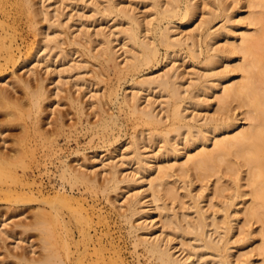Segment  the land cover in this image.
Masks as SVG:
<instances>
[{"label": "bare ground", "instance_id": "bare-ground-1", "mask_svg": "<svg viewBox=\"0 0 264 264\" xmlns=\"http://www.w3.org/2000/svg\"><path fill=\"white\" fill-rule=\"evenodd\" d=\"M47 1H49V4H46ZM65 1L67 0H14V4L18 12L27 15L30 19V25L35 31L40 32V27L37 26L38 18L47 20L51 26L55 23L58 26H63V21L58 13L55 14L57 22L52 21L54 16L51 15L50 7L53 6L52 2L57 4L54 9L58 12L59 5ZM103 1L106 3H104V6H102ZM103 1H101V6L104 7V10L101 8V11H106L105 13L108 12L110 15L115 14H111L112 12H118L119 17L121 16L127 20L128 25L121 26L117 32L120 36L122 35L123 45H128V42L132 45L131 49H128L129 54L125 62L127 67L123 68L118 60L119 56L113 38L106 33L100 35L99 44L101 48L97 55L100 56L101 60L104 58L107 64L114 68L113 70L117 69V71L123 72L125 68L126 70L130 68L132 71H138L146 64L150 65L157 62L159 44H163L166 49H169L167 58L173 55L176 46H189L195 53L199 47L195 48L197 42L200 43L204 40L205 44L210 46L206 47L208 52L206 50L207 55L203 61V66L201 63L200 70L195 78L190 79L189 85L184 86L181 82L182 74L178 66L173 64L167 67L166 65L167 68H162V71L159 70L156 74L139 78L135 83L138 90L134 91L132 95L127 94L123 101L134 108L135 113L140 115L146 125L151 126L148 129L150 135L147 134L150 140L153 142L152 138L156 139L158 137L159 141L162 140L161 143L164 142L161 147L163 149L160 152L146 154L140 146V136L146 134L147 128L143 129L144 131L142 130L139 133L140 135L134 134L136 137L133 139L136 141L132 142V159L137 163L134 173L136 176H125V179L121 180L118 177L120 173L117 162L110 164V170L107 173L109 174L107 178L109 183H107L109 185L111 183V188L114 190L119 188V184L123 181L133 185L144 183V185L137 188L138 190L129 193L120 206L121 208L125 207L124 219H126V223H129L130 233L135 236V247H143L149 264H251L254 254L248 255V251H244V253L240 251L236 262L233 261L232 257L235 255V248L238 251L244 250L246 244H253V240L254 243L256 242L254 230L251 229L256 222L260 224L258 232L260 243L254 250L257 251L261 257L259 259L262 260L261 263L258 260L256 264H264V0H244L245 2H242L243 0H210L208 3L210 5L207 7L209 9L203 11L204 15L201 12L202 10L200 11L202 14L200 21L187 32H176L177 27L173 23V19L177 17L176 20H180L179 24H188L198 14V0H150L154 8L153 11H155L153 12L155 17L148 20L152 27L149 26L147 29L151 32L155 29L158 41L154 38L155 35L154 39L151 37L152 41H149L148 38L150 37L145 38V35L143 36L141 31L142 22L136 12H132L133 9L131 10L128 7L129 5H122L121 2L113 0ZM8 2L9 0H0V9L5 14L8 13ZM246 8L250 9L249 14L236 20L235 13L245 11ZM216 19H220L222 24L212 30ZM165 20L169 23L163 25L165 26L163 27L162 24ZM155 21L158 25H155ZM8 26L6 20L0 15V28L3 30V32H0V48L2 47L7 51L6 61L4 64L2 61L0 69H3L5 64L7 66L8 62H11V65L14 64V67L17 66L16 63L20 60L18 58H21V56L17 58V55L14 54L15 49L13 50V48H16V46H13L10 42L7 46L6 38H8L9 32L6 29ZM235 28L239 33L236 32ZM46 34H43L45 36H43L44 40L42 41L45 47L49 44L54 47V44L59 43L57 42L59 34L53 37H51L52 35L49 36L48 33ZM85 35L87 42L92 44V35L90 33ZM220 37H223L225 42L218 44L216 39ZM12 38L10 41L13 40ZM17 47L18 50L16 51H19L20 47ZM31 47L24 66L32 64L36 58L35 55H38L43 48V46H38L39 48L36 49L33 56L35 47ZM171 48H173V53H171ZM199 50L200 48H198ZM200 51L202 53V50ZM237 59H240V61L232 65V61ZM223 63H226L224 68L220 66ZM36 64L34 63L33 67L29 69L31 77L35 75ZM238 72L241 74L240 79H236ZM15 73L17 74V72ZM31 77L28 78L31 79ZM29 79L17 78V82L22 83L26 89L27 104L14 101L12 94L4 86L0 87V99L10 107L14 105L15 110L19 112V116L23 119L33 115L37 117V120L34 118L36 120V124H34L37 126L41 122L40 115L44 112V101L49 98V93L42 81L34 87ZM154 88L157 90L156 93L164 98L158 102L157 98L150 97L146 99L147 103L142 105V91ZM92 97L99 101L101 111L105 112L102 103L104 100L103 95L94 94ZM156 103L162 104L161 111L164 110L165 115H160ZM213 104L216 105V108L214 112H211L209 107ZM190 105L193 107H191L192 110ZM103 115L104 127L116 123L117 117H119V115ZM109 121L113 122L110 123ZM164 125L166 127L162 129ZM35 128L37 129V127ZM39 128L40 125L38 130ZM159 130L161 131L159 132ZM173 132L176 133V135L174 133L175 136L171 135ZM11 152L3 149L0 145V193L5 194L4 197L7 196V199L9 196L13 199L12 192H17L14 188L15 183L24 180L18 175V167L24 165L23 160H21L24 150L23 148H16L14 153ZM104 165L106 166V164ZM73 167L66 160L62 161L60 178L64 182L73 184V187L79 182L92 185L98 183V177L91 175L94 170L89 172L80 170L81 168L75 169L76 166ZM182 176L187 177V181ZM199 180L202 182V186L197 193H194V187L192 186ZM210 183H214L215 194L226 196H221L224 199L218 200L217 203L212 201L214 197L210 199L212 206L215 207L211 213L209 208L207 209L203 205L204 198L207 196L205 192L212 188ZM64 186H61L63 190L66 188ZM63 190L61 193L58 191L57 202L55 201L52 204L56 212H59L61 206L69 205L73 198L72 195L70 196L66 192L63 193ZM180 190L186 191V195L189 194V197L191 196L190 200H192L190 206L183 205L181 211L176 210L177 207H173V204H171L172 206L169 205L167 201L169 198L166 200V197L176 200L180 196H184L185 193H180ZM65 191L67 190L65 189ZM16 199L20 200V197L16 198L15 195ZM117 206L116 204L115 207ZM74 212L73 210L70 215ZM154 212H158L159 221H156L153 215ZM51 215L53 218L56 216V221L61 218L57 217L56 213ZM72 217H74V214ZM242 219H244V222L240 225ZM62 220L65 219L62 218ZM76 220L79 221V218H76ZM86 220L84 223L87 222ZM50 222L46 213H39L38 220L34 225L43 235L45 243V246L44 244L43 246L46 247L47 253L45 251L43 253L45 255L42 254L43 257L40 255L41 258L38 257V259L36 256L34 258L33 256L29 257V253L25 251L12 254L19 259L18 262L25 264H67L62 254L67 248L64 257L69 256L71 251L68 250V247L71 242L69 241V243L65 238L57 241L58 235L61 236V234H57L55 230L58 228L54 230L51 226L53 222ZM65 222L67 221H64L63 224L66 226ZM159 222H161L160 225ZM1 224L6 225L3 222ZM58 224L60 225V223ZM70 225L67 226L68 229L71 228ZM239 225L238 230L240 233L234 239L233 231ZM57 227L60 228L61 226ZM62 227L64 228V226ZM60 232L62 231L60 230ZM9 233L5 229L0 230V236ZM86 235L93 241V246L90 248L91 242H88L89 247L85 245V252L82 254L77 252L79 254L77 259L80 263L125 264L123 257L117 251L120 247L115 249L114 242L112 244L110 242L114 248H109L111 245L108 247L109 242L106 244L101 235L97 239L90 233ZM62 236L64 235L62 234ZM59 246L64 249L62 252L58 250ZM15 247H19L18 243ZM12 255L10 254V256ZM0 264H4L1 259ZM74 264H78V262Z\"/></svg>", "mask_w": 264, "mask_h": 264}, {"label": "rangeland", "instance_id": "rangeland-1", "mask_svg": "<svg viewBox=\"0 0 264 264\" xmlns=\"http://www.w3.org/2000/svg\"><path fill=\"white\" fill-rule=\"evenodd\" d=\"M101 1L103 0H67L62 4L59 2L60 7L58 12L54 9L57 4H54V1L52 3L50 2L53 4V6L50 7L51 15L54 16L52 21H56L55 14L58 13L60 19L63 21V26H58L57 23L51 26L50 22L47 20L38 18L39 22H37V20L36 22L38 24L37 26L40 27V32L38 30L35 31L32 25H30V19L26 14L18 12L14 0H9L7 14L3 13L0 9V15L9 25L6 29L10 33H8V38H6L7 46L9 45V42L10 44L12 43L13 46H16L17 48H13V50L15 49L14 54L17 55L16 57L18 58L21 56V58H18V60H20L16 63V68L14 67V64L11 65L12 63L8 62L7 64L9 66H6V64L4 65V67L6 66V69L4 67L3 69H0V87L4 86L7 88L12 94L14 101L27 104L28 99L25 97L26 89L22 83L17 82V78L24 77V79H29L31 77L29 69L33 67L34 63H37L35 67V75L29 80L32 81L34 87H36L38 82L42 81L49 93V98L44 101V112L40 115L41 122L39 121L40 123L37 126L35 125L37 117L33 115V118L26 117V119H23L19 116V112L15 110L14 105L10 107L0 99V137L3 140L7 138L5 141L0 138V145H2L3 149L10 152L12 151L11 153H14L16 148H23L24 150L21 159L23 160L24 165L18 167V175L24 180L23 182L15 183L14 188L17 191V194L13 191V199L11 196L7 199V196L4 197L5 194L3 195L0 193V221L6 223V225L3 226L0 222V230L5 229L10 232V235L8 234L9 236L5 234L0 236V259L4 264H25L18 262L19 259L12 255L14 253H22L25 251L29 253V257L33 256L34 258L36 256L38 259V257L41 258L42 254L46 251L43 235L35 228L36 226H34L38 220L39 213H46L48 220L53 222V224L50 223L54 230L58 228L55 231L57 234H61V236L58 235L57 241H61V238H65L68 242H71H69L70 244L68 247V250L71 251L69 256L67 255L64 257L67 248L64 250L63 248H60L61 246L58 247L60 252L64 250L63 254H61L67 264H74L76 262H78V264L80 263L77 257L80 253L82 254L85 252L86 246L89 245L88 242H91L89 246L92 248L93 241L89 239L90 237L86 235L87 233L95 236L96 239L102 236L104 241H106V244L109 242L108 247L114 242L113 246H116L115 249H118L117 247L121 248L117 251H119V254L123 257L122 259L125 264H149L148 257H146L147 255L145 254L143 247H135V236L130 233L129 223H126V219H124L125 207H120L126 196L129 193L136 191V189L139 186L144 185V183L133 185L123 181L119 184V188L114 190L111 188V183L110 185L108 184L109 182L107 178L109 174L107 173L109 172L108 170H110V164L117 162L120 173V175L118 174V177L121 180L125 179V176H136L134 173L137 163L132 159L133 143L136 140L133 138L136 137L134 134H139L143 129L145 130V128H147L146 134L140 136V146L146 154L149 152V154H155L157 151L160 152L161 149H163L161 147L164 145V142L161 143L162 140L160 139L159 141V138L156 137V139L152 138L153 142L155 141V143H153L148 136L150 135L148 129H150L151 126L149 127V124H147V126L141 119L140 115L135 113L134 108L123 101L127 94L132 95L134 91L138 90L135 83L139 78L149 74H156L159 70L162 71V68L166 67V65L167 67H170L173 64L178 66L179 71L182 74L181 82L184 86L189 85L188 83L190 82V79L192 80L195 78L197 72L200 70L201 63L203 66V61L207 55L206 50L208 49L206 47L208 45L205 44L204 40L200 42L201 45L197 42L195 48L199 46L198 48L202 50V53L200 50L198 51V48L195 53L189 48V46H176L174 51L173 48L170 49L171 53H174L170 58H167L169 49H166L165 45L163 46V44H159L158 47L160 48L157 62L150 65L146 64L138 71H132L130 68H127V70L125 68L123 72H119L117 69H115V71L113 70L114 68L107 64L104 58L101 60L100 56L97 55L101 48V45L99 44L101 38L100 35L106 33L113 38L115 49L119 56L118 60L121 62L123 68L127 67L125 62L129 54L128 49H131L132 45L130 42H128L129 44L126 46L123 45L124 40L122 39V35L120 36L117 31L121 26H127L128 23L126 22V19L121 16V18L119 17L120 14L118 12H112L111 14H115L110 15L108 12L105 13L106 11H101L104 8L102 6L106 4L103 1V5L101 6ZM113 1H119L122 5H129L128 7L131 10L133 9L132 12H136V15L139 16V19L142 22L141 26H143L141 31L143 36L145 35V38L150 37L148 38L150 39L149 41H152L154 38L158 41V35L156 34L155 29L152 30V32L147 29L149 26L152 27L148 23V20L155 17V14L153 13L155 11H153L154 8L152 7L150 0ZM205 1H207V5L205 4ZM209 1L210 0L197 1L199 3V9H202H198V14L186 25L179 24L180 20H176L177 17L174 18L173 23L176 24L175 26L177 27L176 32H187L193 29L198 21H200V16L202 14L204 15L203 11L205 12L209 9L207 8L208 5H210L208 4ZM242 2L245 1L243 0ZM46 4H49V1H47ZM249 11L250 9L246 8L245 11L240 13L236 12L235 19H241L248 15ZM168 23L169 22L165 20L162 26L167 25ZM213 24L214 27L212 30H215L217 27H220L222 22L220 19H216ZM155 25H158L156 21ZM235 25H237V23H235ZM254 28H252V30H254ZM235 30L236 32L238 31L236 28ZM0 32H3L1 28ZM42 33L45 35L48 33L49 36L52 35L51 37L59 34V36H57V42L59 43L54 44V47L57 45L56 48L52 47L51 44L47 47L43 45L42 41L44 40L43 36L45 35ZM87 33L92 35V44L87 42L85 35ZM237 33H239V31ZM11 34L13 36H10ZM11 37H13L12 41H10ZM60 37L61 39H59ZM151 37L154 38L152 39ZM216 42L218 44L223 43L225 42V39L220 37L216 39ZM17 46L20 47L19 51H16L18 50ZM31 46L35 47L33 56L36 49L40 46H43V48L39 51V56L35 55L36 58L32 64L30 63L24 66L25 60L29 56V48ZM0 49V64L2 61L4 64L7 57V51L2 47ZM197 52H199V54H197ZM194 53L199 57H196ZM98 56L99 58H97ZM238 61H240V59L232 61V65L238 63ZM107 66L109 67L107 68ZM220 66L224 68L226 63L220 64ZM110 68L112 69L110 70ZM128 70L131 71L129 72ZM14 71L17 72V74ZM14 73L16 74L15 76H18L15 77ZM118 73H120V75H118ZM240 78L241 74L238 72L236 79ZM183 81L186 82L184 83ZM154 90L155 88L142 91V105H145L147 103L146 99L150 97H154V99L157 98L158 102L164 98L161 97L162 95L156 93L157 90ZM94 94L98 96L103 95L104 100L102 103L104 106H102L104 107L105 112L107 111L106 113L101 111L102 109L100 108L99 101L92 97ZM73 98L75 99L74 101ZM157 103V111L160 110V115H165L164 110L161 111L162 104ZM191 107L192 106L190 105V108ZM209 108L211 112H214L216 105L213 104ZM103 114L119 115V117H117L119 122L117 119L116 123H113L112 125L109 124L111 127H104ZM34 118H36V120ZM109 122L112 123L113 121ZM39 125L40 128L38 130ZM35 127H37V129ZM163 127H166V125L162 126V129ZM160 131L161 130H159V132ZM174 133L175 132L171 133V135H174ZM142 138H146L147 140ZM63 160H66L67 163L69 162L72 167L73 165L74 167L76 166L75 169L81 168L80 170H86L89 172L90 170H94L91 175H96V177H98V183L92 185L90 183L79 182L73 187V184L69 183V185L68 182H64L63 179L60 178L62 170L60 168H62ZM104 164H106V166ZM182 177L183 179L186 178L185 180L187 181V177ZM210 184V187L212 186V188L205 192L207 196L204 198L203 205L205 208H209V212L211 213L215 207L212 206L210 199L214 197V200L212 201L217 203L218 200L224 199L223 197L226 196L221 195L223 196L221 197L218 193L215 194L214 183ZM63 185H65L64 188L66 187L65 189L67 191H65V189L63 190ZM201 186L202 182L200 180L197 181L192 186L194 187V193H197ZM62 190L63 193L66 192V194H69L70 196L72 195L73 198L69 205L61 206L59 213L55 211L52 204L55 201L57 202L58 191L61 193ZM180 193H185V195H182V197L180 196L176 200L166 197V200L169 198L170 200H167L169 205L172 206L171 204H173V207H177L176 210L181 211L183 210L182 206H190L192 200H190L191 196L189 197V194L186 195V191L184 192V190H180ZM15 195L16 198L20 197V200L16 199L18 202L15 200ZM116 204L118 205L117 207H115ZM73 210L75 211L73 213L74 217L79 218V221L76 220V218L73 219V214L70 215ZM54 213H56L57 217L61 218L56 221V216L54 215L55 217L53 218L51 215ZM77 213H79L78 216ZM157 213L158 212H154L153 215L156 218V221H159L160 216ZM84 216L87 217L86 219L90 218L86 220L83 219L85 218ZM62 218L65 220H62ZM85 220L87 221V224L84 223ZM64 221H67L65 222L66 226L63 224ZM243 222L244 219H242L240 225ZM58 223H60V225ZM25 224H30L31 226L27 225L26 228ZM69 224H71L70 229L72 231L68 229ZM160 224L161 222H159V225ZM240 225L233 231L234 239L238 237L240 233L238 230ZM57 226L61 227L59 228ZM62 226H64V228ZM251 229L254 230L256 242L254 243L253 240V244H246L244 250L238 251L237 248H235V258L234 256L232 257L233 261H237L240 251L243 253L244 251H248V255L254 254L251 264L258 263V260L261 263L262 260L259 259L261 257L258 255L257 251L254 250L260 243V235L258 233L260 224L255 222ZM60 230L62 232H60ZM62 234L64 236H62ZM17 243L19 247L16 248L15 245H17ZM113 246L111 245L109 248ZM10 254L12 256H10ZM44 255L45 254H43V256Z\"/></svg>", "mask_w": 264, "mask_h": 264}]
</instances>
